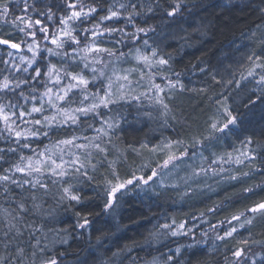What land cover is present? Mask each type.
Listing matches in <instances>:
<instances>
[{"label":"snow or ice","instance_id":"obj_1","mask_svg":"<svg viewBox=\"0 0 264 264\" xmlns=\"http://www.w3.org/2000/svg\"><path fill=\"white\" fill-rule=\"evenodd\" d=\"M38 4H43V10ZM159 7V3L154 7L152 0H55L53 3L0 0V22L10 24L23 35L19 39L10 35L4 38V34H0V46L8 49V59L0 56V65H3L0 67V140L7 142L5 147H0V195L6 202L9 199L15 202L14 208L11 204L8 207L0 204L2 246L7 251L15 245L14 252L0 255V264H37L38 254L39 264H57L55 258H43L45 249L40 247L39 241L31 246L30 254L18 243L25 231L30 237L35 231L26 216L41 208L36 202L37 193L47 196L50 186H58L61 201L79 205L86 212L92 197L79 194L85 183L89 190L101 188L104 208L115 209L125 195L145 190L150 185L160 188L156 195L176 191L184 201L195 197L201 186L210 187L196 183L200 178L221 176L225 181L238 182L256 170L250 167L249 172L231 174V167L226 169L224 165L243 166L246 162L251 165L259 158L260 166H264V151H240L235 156L231 152L222 155L213 152L206 157L196 150L197 146L207 148L212 141L227 137L235 129L237 116L233 115L235 109L227 104V96L223 101L215 100L216 113L222 120L211 117L205 130L207 134L189 132L187 140L164 137L158 143L141 142L138 148L121 146L116 132L122 130L124 113L121 110L129 101L147 99L167 125L168 119L177 120L171 107L177 92L207 91V88L186 89L180 80L181 73L172 71V56L161 54L154 37L161 35L156 29L160 27L162 32L163 20L153 25L148 19ZM17 10L20 15L15 14ZM180 10L181 3L173 2L164 8L163 14L174 21L181 14ZM9 15L13 17L10 21ZM137 18L141 24H137ZM222 23L227 26L229 21L225 19ZM129 26L133 31L126 30ZM109 43L118 47L104 46ZM125 48L127 51L123 50ZM24 50L30 55H23ZM129 60L133 62L131 67H117ZM247 60L250 67L245 69L247 75L241 73L240 80L235 81L237 88L249 77L259 76V83L264 84V74H260L264 73V32L260 33L259 52H252ZM210 71L211 68H200L201 73ZM169 73L176 79H171ZM212 79L219 83L215 76ZM234 80L225 83L231 85ZM248 102L253 103L251 97ZM144 116L153 118L152 112ZM242 143L247 146L254 141L248 137ZM26 149L31 154H25ZM130 154L139 159L129 162ZM125 166L128 171L122 176L119 169ZM101 169H104L103 178L96 183V174ZM260 170L264 171V167ZM179 171H184L185 175L179 176ZM18 174L22 175L17 178ZM193 183H196L195 188ZM254 187L245 188L244 192H252ZM28 198L32 200L31 207L26 202ZM221 207L222 204L208 207L200 215L214 214ZM76 215L77 227L85 229L91 225L92 213L77 212ZM257 219H264V200L230 218L218 220L223 235L217 234L215 239L234 238L241 229L250 232ZM187 223L171 218L170 223L154 225L144 243L159 242L161 235H190L193 229ZM210 230L216 231L217 225L210 224ZM202 235L207 236V233ZM61 242L67 243V240ZM205 243L207 241L202 239L186 247L193 250L192 257H197L202 251L198 245ZM256 243L264 247V241L240 240L232 251L233 264H249V261L257 264L255 259L245 256L250 245ZM136 244L132 242L133 246ZM124 250L131 251V248L126 245ZM181 255L182 248L177 247L165 257L163 264H181L175 259ZM146 264L160 262L153 257ZM258 264H264V254L260 255Z\"/></svg>","mask_w":264,"mask_h":264},{"label":"trees","instance_id":"obj_2","mask_svg":"<svg viewBox=\"0 0 264 264\" xmlns=\"http://www.w3.org/2000/svg\"><path fill=\"white\" fill-rule=\"evenodd\" d=\"M47 2L53 3L55 0ZM152 2L154 7L157 3L160 7L156 8L155 15L149 14V23L157 25L158 21L163 20L162 32L160 27L156 29L161 35L154 37L160 46L161 54L172 56L170 61L172 71L181 73L180 80L186 89L207 88V91L177 92L176 99L171 105L177 120L168 119L167 125L159 118L158 112L147 99H141L139 102L129 101L121 110L124 113L122 130L118 129L116 132L121 138V146L132 145L138 148L141 142L158 143L164 137L187 140L189 132L207 134L205 130L211 117L222 120L216 113L215 100L223 101L227 96V104L235 109L233 115L237 116L235 129L227 137L212 141L207 148L197 146L196 150L203 152L206 157H210L213 152L220 155L231 152L235 156L240 151H264V147H258L264 145V99H257L264 97V84L259 83V76H256L241 81L239 88L235 85V81L240 80L241 73L247 75L245 69L250 67L247 57L254 51L259 52L260 33L264 32V0H152ZM173 2L181 3V14L174 21H169L163 10ZM37 7L43 10L44 6L38 4ZM15 14L21 13L17 10ZM12 18V15H9L7 19L10 21ZM225 19L229 21L227 26L222 23ZM137 24H141L140 18H137ZM126 30L133 31L130 26ZM0 34H4V38H9V35L23 38L13 26L5 25L3 22H0ZM152 42L149 40L150 44ZM104 46L118 47L111 43ZM123 50L127 51L126 48ZM7 51L5 46H0V56L4 59H8ZM23 55L29 56L30 53L24 50ZM16 59L18 61V55ZM53 63H56V60H53ZM132 63L131 60L121 62L117 67L125 69L131 67ZM201 67L211 68L212 71L207 74L201 73ZM257 71L259 72V69ZM169 75L171 79H176L174 75L170 73ZM213 76L219 83L213 81ZM233 78H235L233 84L225 83ZM159 80L158 77L157 82ZM140 90L142 89H138ZM248 97H251L253 103L248 102ZM146 112H152L153 118L148 119L144 116ZM248 137H251L254 143L245 146L242 142ZM6 143L0 140V147H5ZM24 151L25 154H31L27 149ZM144 156L148 157L147 152ZM127 158L129 162L139 159L131 154ZM3 166L8 167V164ZM224 167L226 169L231 167V174L249 172L250 167H255L256 170L247 177H241L238 182L225 181L221 176L200 178L196 183L207 184L210 187L201 186L195 197L184 201L180 200L176 191L156 195L155 193L161 191L160 188L150 185L145 190L125 195L118 201L115 209L104 208L105 197L101 188L89 190L85 183L79 194L92 197L86 212L79 205L66 200L61 201L58 186H50L51 191L47 196L37 193L36 202L41 204V208L26 216V221L31 223L35 231L31 237L25 231V234L19 237L18 243L30 254L31 246L39 241L40 247L45 249L43 258H55L57 264H146L153 257L158 258L160 264H163L165 257L174 253L177 247L182 248V255L175 259L180 260L181 264H189L190 260L193 264H196L197 260L199 264H233L232 251L239 245L240 240L264 241V219H257L250 232L241 229L234 238L226 241L215 239L217 234L223 235L217 221L225 217L230 218L232 214L264 200V171L260 170V167L264 166H260V160L257 158L251 165L246 162L243 166ZM119 170L122 176L128 171L126 166ZM101 173H104V169L96 174V183L103 178ZM140 174L137 172V175ZM20 175L22 174H18L17 178ZM196 183L192 184L193 188L196 187ZM253 187L252 192H244L245 188ZM26 202L31 207L32 200L28 198ZM0 204L5 207L11 204L13 208L15 207V202L11 199L6 202L3 195H0ZM221 204V210L201 217L200 213L206 208ZM77 212L92 213L89 217L91 220L89 227L85 229L77 227ZM171 218H175L178 223L187 221V226L192 228L193 232L185 236L161 235L159 242L144 243L148 232L154 230V225L170 223ZM210 224L217 225V230H210ZM205 232L207 236L202 235ZM3 239L0 236V255L14 252L15 245L5 251L2 246ZM202 239L207 243L198 245L202 251L197 257H192L193 250L186 246ZM62 240H67V243H62ZM133 241L137 242L135 246L132 245ZM126 245L131 251L124 250ZM114 253L116 255H113ZM261 254H264V247L259 243L251 244L250 249L245 252V256L255 259L257 264ZM40 258L38 254L37 264Z\"/></svg>","mask_w":264,"mask_h":264},{"label":"rangeland","instance_id":"obj_3","mask_svg":"<svg viewBox=\"0 0 264 264\" xmlns=\"http://www.w3.org/2000/svg\"><path fill=\"white\" fill-rule=\"evenodd\" d=\"M183 167H184V165H181V168H183ZM178 175L179 176H184L185 175V172L184 171H179Z\"/></svg>","mask_w":264,"mask_h":264}]
</instances>
